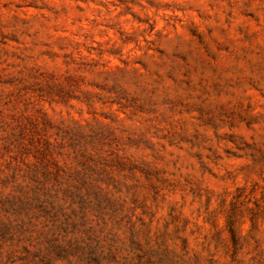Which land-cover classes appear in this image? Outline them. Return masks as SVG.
Listing matches in <instances>:
<instances>
[{
    "label": "rangeland",
    "instance_id": "obj_1",
    "mask_svg": "<svg viewBox=\"0 0 264 264\" xmlns=\"http://www.w3.org/2000/svg\"><path fill=\"white\" fill-rule=\"evenodd\" d=\"M0 264H264V0H0Z\"/></svg>",
    "mask_w": 264,
    "mask_h": 264
}]
</instances>
